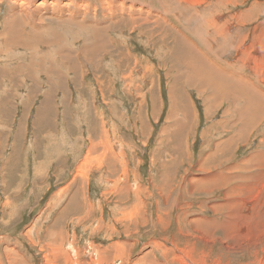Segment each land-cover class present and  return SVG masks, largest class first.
<instances>
[{"label": "rangeland", "instance_id": "374dc122", "mask_svg": "<svg viewBox=\"0 0 264 264\" xmlns=\"http://www.w3.org/2000/svg\"><path fill=\"white\" fill-rule=\"evenodd\" d=\"M200 253L264 264V0H0V264Z\"/></svg>", "mask_w": 264, "mask_h": 264}, {"label": "bare ground", "instance_id": "6f19581e", "mask_svg": "<svg viewBox=\"0 0 264 264\" xmlns=\"http://www.w3.org/2000/svg\"><path fill=\"white\" fill-rule=\"evenodd\" d=\"M91 25V24H90ZM90 25H88L89 27H91V28H93L94 26H90ZM93 25V24H92ZM95 26H97V25H95ZM82 27V26H81ZM87 27V26H86ZM98 27V26H97ZM97 27H95V28H97ZM94 28V29H95ZM99 28V27H98ZM81 29V28H80ZM94 32V31H93ZM96 32V31H95ZM98 32H96L95 34H97ZM94 34V35H95ZM90 36V35H89ZM92 36V35H91ZM97 36V35H96ZM65 37V36H64ZM84 37V36H83ZM93 37V36H92ZM92 37H91V39H92ZM98 37V36H97ZM62 38V37H61ZM94 38V37H93ZM84 39V38H83ZM60 46V45H59ZM59 46H57V47H59ZM18 48V47H17ZM35 48V47H34ZM35 49H37V48H35ZM21 54H22V52H20ZM14 56V55H13ZM8 71V70H7ZM45 156V155H44ZM157 187V186H156ZM194 187H196L197 188V184H195V186ZM168 188V187H167ZM260 189V188H259ZM165 192V191H164ZM169 192V191H168ZM171 242V241H170ZM167 252V251H166ZM189 254H191V253H189ZM200 259H199V262L197 261V259L198 258H196L195 259V262L196 263H198V264H207L205 261H204V258H206L205 256L203 257V254L202 253H200ZM172 256V255H171ZM190 257H192V256H190ZM203 257V258H202ZM173 259H175L177 262H180V263H182V264H185L183 261H182V259L181 258H179L177 255H176V257H173ZM188 261V260H187ZM174 262V261H173ZM173 264V263H172Z\"/></svg>", "mask_w": 264, "mask_h": 264}]
</instances>
